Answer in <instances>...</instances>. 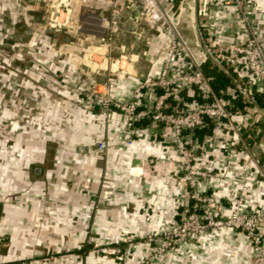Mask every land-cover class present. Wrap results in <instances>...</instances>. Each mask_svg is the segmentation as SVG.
Wrapping results in <instances>:
<instances>
[{"label": "crops", "instance_id": "crops-1", "mask_svg": "<svg viewBox=\"0 0 264 264\" xmlns=\"http://www.w3.org/2000/svg\"><path fill=\"white\" fill-rule=\"evenodd\" d=\"M51 1L0 0V47L29 49L18 62H24L23 83L39 97L37 104L29 105L13 70L6 64L0 71V94H9L4 108L0 97V264H143L144 235L179 217V198L189 200L176 178L179 170L159 159L163 149L158 141L136 137L127 145L121 135L122 115L87 112L75 101L70 84L89 77L83 53L90 44L109 42L112 54L123 44L131 50L128 43L144 24L141 48L138 53L131 50L137 56L136 72H119L112 82L116 97L131 98L140 77L159 73L169 52L168 34L143 22L140 0H71L69 23L55 29L47 20ZM159 1L203 64L210 58L221 63L235 83L257 81L242 55L231 58L226 51L228 44L244 40L235 4ZM247 8L264 40V0H247ZM61 73L70 83L59 81ZM252 92L254 105L263 106V87L256 85ZM184 95L199 97L193 89ZM234 103V119L249 148L241 142L227 143L233 133L229 125L216 127L211 122L198 131L200 166L217 172L210 189L228 205L234 194L225 190L234 188L236 178L224 172L225 156L231 153L236 163L248 168H254L259 157L264 170V116L242 97ZM137 124L159 136L170 132L148 119ZM214 132L218 137L208 144L207 135ZM99 139L107 140L105 152L97 146ZM246 195L249 204L264 201V180ZM130 236L134 240H125ZM89 239L116 245L122 258L92 249ZM253 254L244 233L228 229L175 246L152 264H252Z\"/></svg>", "mask_w": 264, "mask_h": 264}, {"label": "built area", "instance_id": "built-area-1", "mask_svg": "<svg viewBox=\"0 0 264 264\" xmlns=\"http://www.w3.org/2000/svg\"><path fill=\"white\" fill-rule=\"evenodd\" d=\"M140 1L143 6V22L152 29L163 30L168 34L169 52L163 59L159 73L152 75L148 72L140 77L131 98L116 97L112 87L115 75L119 72L135 73L137 56L131 53L125 44L121 45L119 53L112 54L110 43L105 41L92 43L87 47L83 60L90 72L89 77L81 76L70 86L74 90L75 101L87 112L93 113L99 109L106 117L113 111L122 115L121 135L127 145L133 144L136 137L153 142L158 141L163 149L159 159L170 162L179 170L176 178L183 185L189 200L185 202L183 198L178 197V205L181 206L179 217H173L144 235L143 241L147 247L143 264H152L173 247L184 242H192L197 237L208 234L203 233L204 228L210 227L215 232L228 229L242 231L253 247L252 264H264V201L256 205L249 204L250 201L246 195L264 180L260 158L254 159V168H248L241 163H236L231 153L224 157V172H231L236 178L234 188L225 190L234 194L229 205L210 189L209 183L217 176V172L200 166L202 144L198 131L208 127L211 122L216 127L224 125L232 127L233 133L229 136L231 141H227L229 145L241 142L249 148L247 142L243 140L240 126L234 119L235 99L242 97L245 102L253 103L254 111L264 116V105L261 107L254 105L252 94L256 85L262 86L264 91V40L260 37L247 8V0H225L235 4L239 9L244 38L242 43L228 44L226 51L231 58L236 54L244 57V65L250 75L256 78L257 83L248 79L245 82L228 85L221 91L215 89L211 76L204 70L203 62L183 39L177 24L164 10L161 2L159 0ZM111 2L114 3L115 0ZM71 16V0H52L49 3L47 20L55 29L66 26ZM103 19L106 22L107 17L103 16ZM107 27L108 25L105 26ZM115 27L116 25H112L111 29ZM23 47L4 55V60L13 70L15 80L20 77L18 89L27 91L29 105H33L38 103L39 97L31 92L30 85L23 83L22 75L25 70L22 63L18 62L20 55L25 54L23 51L26 47ZM214 55L218 59L221 56L218 53ZM15 62L17 64H13ZM41 67L42 64L38 63L37 68L41 69ZM100 70L104 72L102 77L98 76ZM59 81L65 84L70 83L68 75L64 73L60 74ZM190 89H193L199 97L193 99L186 97L184 91ZM150 92L152 93L149 94ZM237 111L241 110L238 108ZM144 119L161 123L168 127L170 132H160L161 136H159L137 124ZM217 137L218 132L207 135V143L209 144ZM97 146L105 152L108 147L107 140L99 139ZM234 150L231 148V151ZM192 208L194 210L200 208L203 214L199 215L195 211L190 214ZM188 222H196V228L200 233H189ZM181 223L184 228L181 227ZM125 240L131 241L134 238L130 236ZM89 242L93 243L92 249L102 254H113L122 258L116 246H105L93 239H89ZM63 249L67 250V245H64ZM50 257L54 255L50 254ZM34 264H41V262H34Z\"/></svg>", "mask_w": 264, "mask_h": 264}, {"label": "rangeland", "instance_id": "rangeland-1", "mask_svg": "<svg viewBox=\"0 0 264 264\" xmlns=\"http://www.w3.org/2000/svg\"><path fill=\"white\" fill-rule=\"evenodd\" d=\"M20 47H23V45H10V44H6L5 46H2V47H0V71H4L5 70V65L7 64L5 61H4V55H6V54H8V53H11V52H14V51H16V50H18ZM23 48H25V46L23 47ZM27 48H25L24 49V51H23V53H26L28 50H26ZM86 51H84V53H85ZM28 53H30V52H28ZM84 53H83V56H84ZM20 63H22V62H20ZM19 63V64H20ZM13 64H17V62H15V63H13ZM22 64H24V62L22 63ZM19 80H20V77H18L17 79H16V81L15 82H19ZM0 83H2L3 84V86H4V82H1L0 81ZM8 93L6 92L5 93V95L4 94H0V97L2 98V107L1 108H4V105L6 104V97H8ZM5 97V98H4ZM189 97H191V96H189ZM1 112H2V110H1ZM193 211H195V212H197V213H199V215H200V213L201 214H203V211L200 209V208H198L197 210H194L193 208L190 210V214L193 212ZM191 221H192V219H190ZM196 222H188L187 223V231L189 232V233H200V231L198 232V230H197V228H196ZM181 227L182 228H184V225H183V223H181ZM181 227L179 228V229H181ZM199 229H200V226H199ZM204 232L203 233H215V231L213 230V228L212 227H210V228H204ZM197 239V238H196ZM94 240V239H93ZM142 240H144V237L142 238ZM94 241H96V240H94ZM193 241H195V239L193 240ZM97 242H99V243H101L102 244V242H100L99 240L97 241ZM91 244H93V243H91ZM102 245H104V244H102ZM105 246H109V245H105ZM110 246H112V247H115L116 245H110ZM117 247V246H116Z\"/></svg>", "mask_w": 264, "mask_h": 264}, {"label": "trees", "instance_id": "trees-1", "mask_svg": "<svg viewBox=\"0 0 264 264\" xmlns=\"http://www.w3.org/2000/svg\"><path fill=\"white\" fill-rule=\"evenodd\" d=\"M212 61L211 58L208 59V61L204 62L203 67L205 72L211 76L215 89L221 91L222 88L235 84L233 74L226 71V68L221 63Z\"/></svg>", "mask_w": 264, "mask_h": 264}, {"label": "water", "instance_id": "water-1", "mask_svg": "<svg viewBox=\"0 0 264 264\" xmlns=\"http://www.w3.org/2000/svg\"><path fill=\"white\" fill-rule=\"evenodd\" d=\"M129 29H133V27H129ZM143 29H144V24H142L140 27H139V32L138 33H135L133 34V40L134 42L133 43H128V45L130 46L131 50L135 53H138L140 48H141V40L143 38ZM104 74V72L102 70H100L98 72V76L99 77H102Z\"/></svg>", "mask_w": 264, "mask_h": 264}]
</instances>
